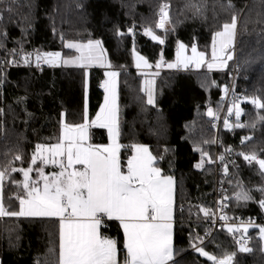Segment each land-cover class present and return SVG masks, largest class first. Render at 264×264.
<instances>
[{"label": "trees", "instance_id": "16d2710c", "mask_svg": "<svg viewBox=\"0 0 264 264\" xmlns=\"http://www.w3.org/2000/svg\"><path fill=\"white\" fill-rule=\"evenodd\" d=\"M164 1L170 5L168 26L174 29L166 36L154 27ZM193 3L199 5V14L191 7ZM227 4L228 0H18L13 11H3L0 19V32L6 33L0 38V167L21 155L22 161H15L14 166L27 168L37 144L57 142L62 122L83 123L88 82V115L90 120L94 118L104 100V90L99 88L104 69L51 67L35 59L38 53L55 51L73 55L65 47L66 41L99 40L111 67L119 72L120 144H143L153 155L163 154L159 167L175 181V259L171 264H211L193 245L200 244L196 237L202 238L209 228V218L200 209L214 212L215 167L213 162L197 169L201 154L196 148L209 153L214 161L216 133L206 110L210 106L215 111L221 108L234 56L244 97L264 100V0H231V8ZM7 7L5 0L0 10ZM232 15L237 16L236 46L228 50L233 59L227 68L163 71L156 75L155 106L148 105L142 75L134 66L133 49L152 66L161 56L166 62L173 61L178 43L188 49L195 44L210 60L213 35ZM132 25L136 27L129 33ZM144 26L153 28L165 43L159 44L139 31ZM12 50L17 54H11ZM27 54L31 55L26 63ZM245 98L242 107L246 126L233 129L223 125L218 149L226 154L227 149L235 152L228 181L232 197L228 212L264 218V209L258 203L264 193L257 190L264 187V176L258 165H249L238 155L255 152L264 158V109H257ZM90 134L91 143H108L106 129L92 128ZM244 137L251 139L242 144ZM165 148L169 149L167 153L163 152ZM131 154L130 147H122V162L126 164ZM12 175L22 180L18 172ZM240 191L248 192L252 199L237 201L234 197ZM16 192L15 185L5 181L3 202L10 210L19 205ZM102 231L117 241L118 251L123 254L124 236L119 224L107 221ZM247 233L251 236L249 252L239 251L227 226L217 229L200 246L218 257L234 253L232 264H264L259 227ZM58 256L57 219L0 217L1 264H57Z\"/></svg>", "mask_w": 264, "mask_h": 264}, {"label": "snow or ice", "instance_id": "6c2138e0", "mask_svg": "<svg viewBox=\"0 0 264 264\" xmlns=\"http://www.w3.org/2000/svg\"><path fill=\"white\" fill-rule=\"evenodd\" d=\"M5 0H0L2 5ZM18 0H8L9 7L0 10V19L3 11L11 13L13 5ZM191 7L196 14L201 12L198 4ZM227 7H233L228 0ZM168 5L161 6L158 13L159 19L155 29L163 30L165 35L174 31L169 27L170 17ZM237 29V16L232 15L231 20L224 22L221 30L215 32L211 45V62H207L208 70L214 67H224L227 60L233 59L228 51L233 47ZM129 33L133 31L130 28ZM123 35V33H120ZM144 35L153 41L164 44L165 40L157 35L153 28L144 29ZM6 33L0 32V38ZM2 46V45H0ZM68 49H75V57L64 59V64H75L81 68L97 64L104 66V50L101 41L89 40L87 43L68 42ZM135 52V49H133ZM188 46L178 43L176 61L167 64L168 68L183 66L187 69L190 65L200 68L206 63V53L198 51L195 44L191 46V55H186ZM13 55L17 54L12 50ZM25 55V62L29 56ZM61 59V53L37 54V63L41 60L54 64ZM163 58L157 62L159 68ZM111 67V65H108ZM152 67L148 60L136 55V67ZM159 73H156L158 75ZM107 79L101 85L106 93L104 103L101 105L95 118L89 120L87 107H85L83 123H63L61 133L56 143L37 144L31 156L29 166L16 167L15 161H22L21 155H16L7 166L0 167V217H55L59 220V256L57 264H118L117 241L103 235L102 228L107 221H118L124 235L123 248L126 255L123 264H169L173 258V214L175 206V181L159 167V161L164 155H153L148 146L120 144L119 106L117 103L116 82L119 72H105ZM143 89L147 96V104L155 106L152 84L154 81L145 80ZM227 91V88L225 89ZM257 109H264V100L259 97L245 98ZM237 123L235 127H245L239 123L241 109L238 103L233 104ZM230 108L229 114H232ZM2 111V110H0ZM207 115L214 117L213 110L208 109ZM264 119V117H261ZM225 127H230L225 119ZM254 126V125H248ZM106 129L107 144L91 143L90 129ZM251 139L244 137L241 143ZM204 141L203 143H209ZM214 142V141H211ZM130 147L132 154L126 160H121V148ZM168 148L163 150L164 153ZM201 160L195 164L197 169L204 167L205 163H213L209 153L201 148ZM226 151H231L227 149ZM238 155L252 165L259 167L260 174L264 176V158L255 152H240ZM221 161L224 156L219 157ZM49 165L55 166L58 171L45 172ZM79 166V167H78ZM22 174V180H16L13 173ZM35 172V178L32 173ZM227 174V166L224 167ZM5 181H10L17 188L15 199L19 202L18 210H10L4 204ZM264 193V187L257 189ZM224 197L220 202V209L225 207ZM237 201H248L252 197L246 191H240L234 197ZM12 199V197H9ZM259 205L264 209V198L259 200ZM205 217L210 218L215 213L209 209L201 208ZM221 220H228L226 215L220 216ZM251 224L252 222L249 221ZM255 226V225H253ZM261 240H264V226H258ZM247 226L243 228L246 233ZM230 234L240 232L239 226L227 227ZM207 235V233H206ZM203 244V239L196 237ZM241 244L239 251L249 252L250 248ZM200 244H194L195 250L211 264H232L234 253H224L218 257L205 250Z\"/></svg>", "mask_w": 264, "mask_h": 264}, {"label": "built area", "instance_id": "2783aa9c", "mask_svg": "<svg viewBox=\"0 0 264 264\" xmlns=\"http://www.w3.org/2000/svg\"><path fill=\"white\" fill-rule=\"evenodd\" d=\"M167 4L168 5V11L170 9V5L168 2L164 1L161 3V5L158 8L157 15L160 11V8L162 5ZM159 19V16H158ZM130 28L134 29V26L132 25ZM148 28L146 26L139 29V31L144 32V29ZM163 31V30H162ZM161 60V57H160ZM159 60V61H160ZM176 70H183V71H190V70H197L199 68H196L194 65H190L187 69L183 68V66H180L178 68H175ZM157 72L161 73L163 71L169 70L167 67V62L163 60V63L159 68L156 67ZM229 76L230 80L229 83L226 85V87L223 89L222 92V105L221 108L218 111H215V116L212 120H210V125L214 129L216 133V153L214 157V167H215V180H214V215L206 220V224L209 227L208 230L203 235V243L207 242L212 238L215 231L221 227L224 226H239L240 228L243 226L248 227H258V226H264V218L259 216H244L243 214L235 215L228 212V206H229V200H224L225 207L223 209H220V202L224 199V197H230L228 194V181L232 177V169L234 167L235 162V152L234 150L228 152L227 154L225 152H222L218 149L219 145V131L220 128L224 125L225 119L229 121V125L236 129L238 127H235L236 116H235V109L233 108L234 103H238L241 109V115L239 118V123L246 125L247 119L243 117V107L242 104L244 102V93L241 91L239 87V73L238 68L235 63V56H234V64L232 68L229 69ZM102 82L99 83V88L102 89L101 86ZM227 88V91L225 89ZM233 108L232 114H229V109ZM223 155L224 160L221 161L219 157ZM227 166L228 172L225 174L224 167ZM226 215L228 217V220H221L220 216ZM249 221L252 223L250 224ZM255 225V226H253ZM207 233V235H206ZM235 242L240 247L242 243L245 241L247 242L245 244L246 247H250L251 244V236L243 230L240 232H237L234 235Z\"/></svg>", "mask_w": 264, "mask_h": 264}, {"label": "crops", "instance_id": "0c3cea01", "mask_svg": "<svg viewBox=\"0 0 264 264\" xmlns=\"http://www.w3.org/2000/svg\"><path fill=\"white\" fill-rule=\"evenodd\" d=\"M234 41H235V39H234ZM70 42H72V41H70ZM67 43H68V42H67ZM67 43H66V44H67ZM73 43H79V42H73ZM101 46H102V48H103V50H104V66L101 67V66H99V65H97V64H93V65H91V66L84 67L85 69H87V70H88V69H92V68H102V69H105V68H111V69H112V67H109V66H108V65H110V61H109V58H108V54H107V52H106L104 46L102 45V43H101ZM70 50L74 51V52H75V55H73V56H64V55L61 54V57H62V60H61V61H62V63H61L60 66H56V65H48V64H46V62H44V60H41V61L39 62V64H40V65H48V66H51V67H78V68H81V67H79V66H77V65H75V64H64V63H63V60H64V59H70V58L75 57L76 55H78V53L75 51V49H70ZM186 55H189V56L191 55V49H188ZM175 61H176V57H175V59H174L173 61H171V62H167V64H169V63H174ZM35 62H37L36 59H35ZM207 62H211V59L208 60L207 57H206V63H205L206 67H207ZM228 62H229V60L226 61V65H225L224 67H214L211 71H221V70H225V69L227 68ZM203 66H204V65H203ZM203 66H201V67H203ZM168 69L171 70V69H175V68H168ZM207 69H208V68H207ZM137 70H138V72L142 75V88H143V89L146 87V85H145V83H144V81H145L146 79H147V80H152V81H154V83L152 84L151 87H152V89H153V94H154V98H155L156 73H159V72H157V70H156V65H155V66H152V67H150V68L145 67L144 69H137ZM102 84H103V82H102ZM103 90H104V89H103ZM145 94H146V93H145ZM146 98H147V96H146ZM87 112H88V110H87ZM60 133H61V131H60ZM78 167H79V166H78ZM53 171H58V169L55 168V166H52V165H49V166H47V167L45 168V172H46V173H50V172H53ZM32 176H33V178H35V172L32 173ZM173 179H174V178H173ZM18 208H19V205H18V207H17L16 210H18ZM175 216H176V209H175V206H174V214H173V258H172L171 261H169V264H171V263L173 262V260L175 259V249H174ZM20 218H50V219H57V220H58V218H55V217H20ZM58 221H59V220H58ZM113 221H115V220H113ZM115 222H117V223L119 224L118 221H115ZM119 226H120V224H119ZM120 228H121V226H120ZM121 230H122V228H121ZM101 231H102V230H101ZM122 232H123V230H122ZM102 233H103V231H102ZM103 235L112 238L111 236H108V235H106V234H104V233H103ZM123 236H124V235H123ZM112 239H114V238H112ZM125 255H126V252H125V251H124V253L121 254V255H120V253H119V251H118V257H117V259H118V264H123V261H124ZM0 264H1V261H0Z\"/></svg>", "mask_w": 264, "mask_h": 264}, {"label": "rangeland", "instance_id": "374dc122", "mask_svg": "<svg viewBox=\"0 0 264 264\" xmlns=\"http://www.w3.org/2000/svg\"><path fill=\"white\" fill-rule=\"evenodd\" d=\"M237 31V30H236ZM67 42H70V41H66V43ZM72 42H79V43H87V42H80V41H72ZM66 43H65V45H66ZM233 46H236V35H235V41H234V44H233ZM68 49V48H67ZM68 50H70V49H68ZM230 51H231V49H230ZM55 52H59V51H55ZM74 52V51H73ZM46 53H54V52H46ZM60 53V52H59ZM62 54V53H61ZM141 55V56H143V57H145L143 54H141V53H139L138 51H136L135 50V52H133V55H134V66H135V68H137L136 67V55ZM73 55H75V52H74V54ZM73 55H67V56H73ZM66 56V55H65ZM146 58V57H145ZM147 59V58H146ZM62 57H61V59L59 60V61H56L54 64H49V63H46V64H48V65H56V66H60L61 65V63H62ZM149 62V61H148ZM149 64H150V62H149ZM145 67H141L140 69H144ZM204 69H206V71H210V70H208L207 69V67H206V65H204L203 67H201V68H199V69H197V71H199V70H201V71H203ZM90 69H88V71H89ZM173 70H175V69H173ZM107 71H116L115 69H111V68H105L104 69V79H103V82L105 81V79H107V77L105 76V72H107ZM89 82L87 83V85H86V93H85V106L87 107V110H88V106H89ZM116 92H117V103H118V93H119V76L117 77V82H116ZM105 95H106V93H105V91H104V97H105ZM103 103H104V100H103ZM102 103V104H103ZM101 107V106H100ZM100 109V108H99ZM99 111V110H98ZM89 112V111H88ZM88 117H89V115H88ZM94 118H95V116H94ZM93 118V119H94ZM89 120H90V118H89ZM189 128H191V125H190V127ZM109 142V141H108ZM230 226H232V225H230ZM227 227H229V226H227ZM233 227H235V226H233ZM245 226H243V227H241V230H243V228H244ZM247 228H248V230H247V232H249L250 231V229H252V228H254V227H248L247 226ZM259 239L261 240V238H260V234H259ZM261 242H262V249L264 250V240H261Z\"/></svg>", "mask_w": 264, "mask_h": 264}, {"label": "water", "instance_id": "95a60500", "mask_svg": "<svg viewBox=\"0 0 264 264\" xmlns=\"http://www.w3.org/2000/svg\"><path fill=\"white\" fill-rule=\"evenodd\" d=\"M209 108H211V109L213 110V113L215 114V112H214V108L210 106V107H208L207 110H206V118H207L208 120H212L214 117H209V116L207 115V112H208V109H209ZM214 116H215V115H214Z\"/></svg>", "mask_w": 264, "mask_h": 264}, {"label": "bare ground", "instance_id": "6f19581e", "mask_svg": "<svg viewBox=\"0 0 264 264\" xmlns=\"http://www.w3.org/2000/svg\"><path fill=\"white\" fill-rule=\"evenodd\" d=\"M134 25V24H133ZM136 27V26H135ZM134 27V28H135ZM163 36V35H162ZM166 36V35H165ZM234 48V47H233ZM234 51V50H233ZM235 52H236V49H235ZM234 53V52H233ZM236 54V53H235ZM236 57V56H235ZM162 58H163V56H162ZM164 60V59H163ZM234 60V59H233ZM201 68V67H200ZM167 71V70H166ZM194 71V70H193ZM197 71V70H196ZM239 73V72H238ZM239 81H240V79H239ZM103 89V88H102ZM242 91V90H241ZM243 93H244V91H243ZM225 125V124H224ZM235 159V158H234ZM233 171V170H232Z\"/></svg>", "mask_w": 264, "mask_h": 264}]
</instances>
